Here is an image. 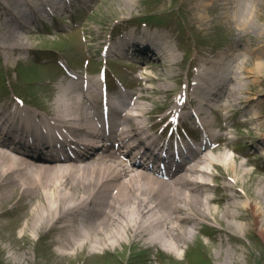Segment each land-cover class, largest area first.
Wrapping results in <instances>:
<instances>
[{
  "label": "bare ground",
  "instance_id": "bare-ground-1",
  "mask_svg": "<svg viewBox=\"0 0 264 264\" xmlns=\"http://www.w3.org/2000/svg\"><path fill=\"white\" fill-rule=\"evenodd\" d=\"M64 1L43 0L42 10L37 11L42 16L48 9L56 13V10H62ZM215 1L216 11L218 9L223 16L217 19L216 15V22L223 20L225 24L238 28L241 31L238 36L244 37H238L237 41L246 44L235 65L221 68L223 64L218 54L206 60L203 65L205 67H202L200 72L197 71L196 78L204 81V84L198 83L197 87L199 91L196 93V102H201L197 113L200 119L207 123L212 113L228 111L231 107L240 109L245 103L251 106L254 97L246 98L243 94H259L260 89H264V0ZM29 2L30 0H25L24 4L18 7L21 19L30 20L23 9ZM193 2V10L195 7L200 10V14L197 11L194 13L198 19L195 21H208V16L203 10L205 8L208 13V3H201L199 0ZM115 3L130 8L136 0H115ZM23 25L26 26V23L23 22ZM132 37L133 35L130 39ZM4 39L11 40L16 46L24 41L20 34L10 29L5 31ZM134 41L133 45L138 46L135 44L137 41ZM113 44L111 49L117 46V43ZM167 45L164 55L161 53V56H157L153 69H172L171 61L176 60L178 54L170 48L169 43ZM164 46L163 42L161 48L164 49ZM23 49L24 47L20 50ZM222 69L231 71L233 79L223 82L222 85L212 86L209 82L211 76L217 75ZM241 69L250 81H243L240 77ZM152 76L149 74L146 80H164L160 75ZM101 87L102 85L94 80H90V84L86 80L78 82V85L61 83L57 95L51 96L48 102L51 109L42 116L50 123L46 124L48 129L52 131L55 126L60 130L59 133L52 131V143H56L53 151L60 150L63 142L65 144L62 136L87 138L89 131L96 128L94 104L100 99ZM151 90L154 91L155 97L165 92V88L160 85ZM171 91L173 90H169ZM139 97L145 98L144 95ZM134 106L140 113L125 116L127 126L122 129V140H126L125 133L133 127H137L138 132L148 131L151 128L150 118L157 119V116L153 115L154 111L139 102V99L135 101ZM16 109L20 113L25 110L29 112L23 117H18V122L25 131L33 132L45 124L43 120L31 117L30 114L37 112H33L29 107L19 106ZM4 110L0 105V216L5 214L2 213L3 203L18 202L19 208L30 206L31 210L22 215L28 218L23 236L26 241L32 240L29 232L40 234L41 239L46 235L52 236V245L57 246L60 256H77L81 251L88 250L95 257H98L97 254L106 255V264H132L136 258L135 251L120 255L117 251L119 248L143 242L146 247L162 250L160 253L163 257H166L165 251L180 256V250L187 246L190 238L194 236L193 231L198 223L203 221L204 224L211 225L208 219L214 215L216 225H221L216 226V242L220 244L216 256L225 259L222 264H231L227 260H232L234 255L224 249L225 240L221 235H230L231 230H242L237 220H247L245 215L241 214L244 210L247 211L246 209L255 217L256 224L257 218H260L261 228H258V231L264 240V173H261L262 185L258 191L248 188L241 180L251 176V165L241 157L232 155L230 151L206 152L189 173L174 182L130 168L121 159L120 154L113 151L100 159L90 156L77 163L45 165L21 155L5 139L4 128H10L13 133L15 129L11 127L15 126ZM179 111L180 109L175 108L172 117L176 118ZM252 116L261 120V123L256 126V122H251L248 124L250 128H264V108L259 112L253 111ZM169 117L171 114L161 118L159 123ZM225 117H228V112ZM33 136L42 138L41 129L39 135H24L23 144L29 145ZM63 148L64 146L61 149ZM216 192L223 193L224 196L217 198ZM212 193L215 197H212ZM226 195L229 196L228 202L221 206L226 200ZM220 206L223 208L219 209ZM15 211L11 210L9 213ZM221 211L223 212L220 213ZM244 224L245 230H251L252 223L246 221ZM197 232H200L199 227ZM161 255L159 254L160 257ZM234 259L238 264L239 260L235 256Z\"/></svg>",
  "mask_w": 264,
  "mask_h": 264
},
{
  "label": "rangeland",
  "instance_id": "rangeland-1",
  "mask_svg": "<svg viewBox=\"0 0 264 264\" xmlns=\"http://www.w3.org/2000/svg\"><path fill=\"white\" fill-rule=\"evenodd\" d=\"M24 1L0 0V103L4 102L6 106L14 98L16 100V95H18L25 98L28 103L50 111L51 107L48 102L51 96L53 94L56 96L61 83L66 84L67 80L66 74L63 73L64 70L57 65L58 61L62 60L80 72H85V67L88 66L91 73H96L97 76L100 70L108 65L112 71L110 76L124 78L123 81L133 86V89L143 87L144 95L148 97V103L144 104L149 108H156L153 112L155 115L161 113L162 109L159 108L167 104L164 94L151 98L155 95L151 90L153 87L160 85L165 88V91L176 87L183 88L188 78L193 77L195 64L199 59L201 60L200 64H204L210 56L209 52L213 56L221 53L222 56L225 54L230 56L239 50L243 51L246 44L237 41L238 37H244L238 36V33H241L238 28L225 24L223 20L216 22V15L217 19L223 18V16L218 9L216 11L215 0H199L201 3H208L209 9L207 13L203 8L204 13L208 16V21L202 23L195 21L197 18L194 13L197 11L200 14V10L197 7L193 10V0H136V3L130 8L118 6L115 0H98L95 3L96 7L89 8L90 12L86 10L85 6H81L80 10L83 11V14L77 18H72L74 12L71 10L72 7L70 8L71 0H66L68 10L62 5V10H58V15H54V18L51 9H48V12L46 11L43 16L37 11V9L42 10L43 0H30L29 4L23 6L24 12L30 20L21 19L18 14V7L24 4ZM23 22L26 23V26L23 25ZM142 23H146L147 26H143ZM8 29L17 32L24 38L21 45L16 46L11 40L4 39V33ZM114 29L122 30L120 36L133 30L137 34L145 33L144 37L146 38L155 37L160 44L169 43L170 48L178 54V58L171 61L172 69L166 71L155 68L147 70L144 63L149 60L141 62L142 68L138 66L123 67V65H119L120 60H117L116 56H110L107 64L108 59L102 58V53L107 51L106 46L110 44ZM120 36H116V39ZM23 47L24 49L20 50ZM165 47L168 45L165 44ZM194 58H196V63ZM86 59H90L91 63L87 64ZM150 62L155 61L150 60ZM143 72L147 74L149 72L154 77L160 75V78L164 79L160 81L163 84L159 81L152 82L153 80L139 78ZM240 77L245 83L250 81L242 69ZM251 79L253 80V78ZM192 80L195 81V79H191V82ZM140 81H143L142 84ZM194 92L196 94L195 90ZM191 94L195 96L193 92ZM25 95H30L31 98ZM243 97H254L253 106L248 108L246 115L238 113L234 107L230 108V122L235 126L240 121L249 120L248 115L253 110L259 112L264 108V89H260L259 94H243ZM223 121L221 120V124ZM260 123L261 120L256 122V126ZM251 131L252 133H250ZM235 133L232 135L233 139L249 136V144L244 147L243 152H248L249 155L255 159L258 158V161L261 162L263 158L258 151L262 150L259 148L257 150L254 146L255 144L260 145L257 147L264 149L260 144V141H264V128L258 130H250L248 127L240 128L236 129ZM248 158L246 154L241 156L244 161ZM259 163L251 165L249 167L253 171L251 176L241 180L253 191H258L262 185L263 175ZM219 196L223 197L224 194H219ZM228 198L229 196L226 195V200L222 204L220 203L221 206L228 202ZM17 203H3L2 213L5 214L0 216V264H106V255L97 254L98 257H95L88 250L81 251L77 256H60L57 246L52 245V236L46 235L41 239L40 234L29 232L32 240L26 241L23 236L28 218L22 215L30 211L31 207L19 208ZM220 204H216V206ZM221 206L219 209L223 208ZM11 210L16 211L9 213ZM246 210L241 214L245 215L247 223H252L251 230H245L244 223L246 221L237 220V224L242 230L238 232L231 230L230 235H221L225 240L224 249L239 260L238 264H264V240L258 231V228H261V221L260 218H257L258 223L256 224L255 217L250 213V210ZM208 220L211 225L204 224L203 221L198 223L197 228L193 231L194 236L190 238L187 246L180 250V256L165 251L166 257H163L160 253L162 250L146 247L143 242L131 247H121L117 251L120 255L124 253L128 255L135 251L136 258L132 264H222L225 259L216 256L220 249V244L216 242V226L221 227V225H216L214 215H211ZM198 227L200 232H197ZM185 250L187 254H185ZM234 256H232V260L227 261L237 264ZM114 264H120V262Z\"/></svg>",
  "mask_w": 264,
  "mask_h": 264
}]
</instances>
